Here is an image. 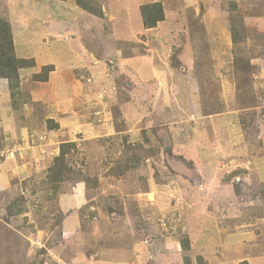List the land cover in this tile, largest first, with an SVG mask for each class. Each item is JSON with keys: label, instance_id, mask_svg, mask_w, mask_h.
Wrapping results in <instances>:
<instances>
[{"label": "rangeland", "instance_id": "obj_1", "mask_svg": "<svg viewBox=\"0 0 264 264\" xmlns=\"http://www.w3.org/2000/svg\"><path fill=\"white\" fill-rule=\"evenodd\" d=\"M71 1L61 23L41 0H0L36 63L18 108L0 80V264H264V0H91L102 17ZM152 3L165 19L148 30ZM49 65L62 99L33 79Z\"/></svg>", "mask_w": 264, "mask_h": 264}, {"label": "trees", "instance_id": "obj_2", "mask_svg": "<svg viewBox=\"0 0 264 264\" xmlns=\"http://www.w3.org/2000/svg\"><path fill=\"white\" fill-rule=\"evenodd\" d=\"M52 1H66V0H52ZM91 0H76V4L83 10L89 12L93 16L102 17V11L99 13L89 6ZM88 4V6H87ZM232 9L229 10L230 21V33L234 46L246 45L247 35L245 26L240 18L234 17L232 12L237 11V5L232 3ZM140 15L143 21L145 29H153L159 23L165 19L164 10L161 3H152L142 5L140 7ZM232 15V16H231ZM254 44L259 47H264V32L255 33ZM36 66L35 61L32 59L19 58L16 54L14 45V29L9 21L0 17V80L8 81V89L10 90L11 101L14 108L19 107V103L16 104V97L21 96L20 84H21V71L34 68ZM54 71L52 65L42 67L40 73L33 75L34 81L39 83H46L48 81V75ZM74 143L62 144L61 155L55 159L54 164L50 168L51 172V184L56 186L57 183L65 181L70 177L69 168L66 164V155L69 153ZM180 247L182 251H190V240L188 236H183L180 239ZM182 264H193L192 258L189 255L184 256ZM198 264H205L202 257L198 258ZM240 264H248L247 261H242Z\"/></svg>", "mask_w": 264, "mask_h": 264}, {"label": "crops", "instance_id": "obj_3", "mask_svg": "<svg viewBox=\"0 0 264 264\" xmlns=\"http://www.w3.org/2000/svg\"><path fill=\"white\" fill-rule=\"evenodd\" d=\"M70 2H72L71 0H67L66 2H58V3H54L53 2V4H51L48 0H41V2H36V4L38 5V8H40V10H43V8L44 9H46V13L48 14V16L50 17V18H52V17H54V16H56V12H57V14L60 16V20H61V23H65L66 21H68V20H72V19H74L75 18V16H76V13L73 11V7H68V6H71V4L70 5H68V6H66L68 3H70ZM49 4H50V6H49ZM55 6H57V7H55ZM55 7V8H54ZM59 11V12H58ZM21 23H25V22H21ZM49 57H52V56H49ZM53 58L55 59V57L53 56ZM72 62H74V60H71V61H69V65H68V69H70V67H71V65L73 64ZM53 63H55V62H53ZM56 64V63H55ZM60 64H61V61H60ZM53 65V64H52ZM36 67H34V68H31V69H27V70H22L21 71V81L23 80V73L25 72V71H32V70H34ZM35 71V70H34ZM164 73H165V71H164ZM166 74V73H165ZM56 76H59V74L57 73V69H56V72L54 73V76H52L51 77V79H50V81L49 82H46V83H39L38 85H42L43 87H49V92H50V94H51V97H52V95L53 96H55V97H57L58 99L59 98H63L62 97V95H61V93H60V97H58L59 96V94L57 93V90L59 89V88H61V87H63V86H61V85H59V84H63V82L64 81H62L61 82V80H59V81H54L53 82V79L56 77ZM152 77L154 78V80H155V82H156V84L155 83H153V86H154V92L155 93H162V91H163V88L162 87H164V84H165V82H164V79L162 78V77H160V78H158V76H156L155 75V73H154V75L152 74ZM7 85H8V83H6ZM21 84H22V82H21ZM64 90H65V88H63ZM158 90V91H157ZM53 91V92H52ZM163 94V93H162ZM55 105H57V103H55ZM166 105V104H165ZM166 107H168L167 105H166ZM22 117V116H21ZM22 129L23 128H25L26 127V125L25 126H20Z\"/></svg>", "mask_w": 264, "mask_h": 264}, {"label": "built area", "instance_id": "obj_4", "mask_svg": "<svg viewBox=\"0 0 264 264\" xmlns=\"http://www.w3.org/2000/svg\"><path fill=\"white\" fill-rule=\"evenodd\" d=\"M33 138H35V136H33ZM37 139V138H36ZM39 140H43V137H38Z\"/></svg>", "mask_w": 264, "mask_h": 264}]
</instances>
